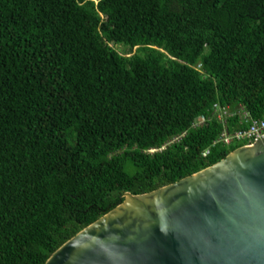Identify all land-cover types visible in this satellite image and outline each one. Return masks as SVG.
I'll list each match as a JSON object with an SVG mask.
<instances>
[{"label":"trees","instance_id":"16d2710c","mask_svg":"<svg viewBox=\"0 0 264 264\" xmlns=\"http://www.w3.org/2000/svg\"><path fill=\"white\" fill-rule=\"evenodd\" d=\"M249 117L264 0H0V264L223 159Z\"/></svg>","mask_w":264,"mask_h":264},{"label":"water","instance_id":"95a60500","mask_svg":"<svg viewBox=\"0 0 264 264\" xmlns=\"http://www.w3.org/2000/svg\"><path fill=\"white\" fill-rule=\"evenodd\" d=\"M43 264H264V137L148 193L125 192Z\"/></svg>","mask_w":264,"mask_h":264},{"label":"built area","instance_id":"2783aa9c","mask_svg":"<svg viewBox=\"0 0 264 264\" xmlns=\"http://www.w3.org/2000/svg\"><path fill=\"white\" fill-rule=\"evenodd\" d=\"M221 114H226L225 110L222 111ZM219 118L221 117L218 115ZM244 117H248L245 115ZM248 125L243 129H235L231 132L226 131V129H223L222 132L219 134V136L216 139V142L222 143L225 146L230 145L233 142H243L245 143L244 146H248L249 144L260 140L264 137V119H252L247 118ZM204 122V118L202 116L198 117L196 122L197 124H201ZM152 151V150H150ZM207 152H204L203 155H205Z\"/></svg>","mask_w":264,"mask_h":264},{"label":"rangeland","instance_id":"374dc122","mask_svg":"<svg viewBox=\"0 0 264 264\" xmlns=\"http://www.w3.org/2000/svg\"><path fill=\"white\" fill-rule=\"evenodd\" d=\"M118 52L120 53H123L121 52V50L123 49V44H118V45H115V44H111ZM123 45V46H122ZM121 49V50H120ZM131 51H134V49H132ZM234 143V142H233ZM232 144V143H231Z\"/></svg>","mask_w":264,"mask_h":264},{"label":"bare ground","instance_id":"6f19581e","mask_svg":"<svg viewBox=\"0 0 264 264\" xmlns=\"http://www.w3.org/2000/svg\"><path fill=\"white\" fill-rule=\"evenodd\" d=\"M130 198H132V197H130V196H126V198H125V200L123 201V203H125V202H126L127 200H129ZM123 203H122V204H123ZM122 204H121V205H122ZM107 215H108V214H107Z\"/></svg>","mask_w":264,"mask_h":264},{"label":"clouds","instance_id":"9594fccd","mask_svg":"<svg viewBox=\"0 0 264 264\" xmlns=\"http://www.w3.org/2000/svg\"><path fill=\"white\" fill-rule=\"evenodd\" d=\"M244 146V145H243Z\"/></svg>","mask_w":264,"mask_h":264}]
</instances>
